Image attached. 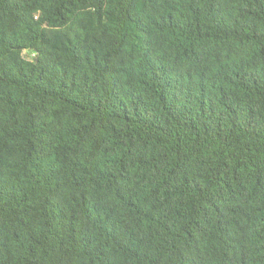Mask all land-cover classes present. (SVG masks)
Segmentation results:
<instances>
[{
	"label": "trees",
	"instance_id": "1",
	"mask_svg": "<svg viewBox=\"0 0 264 264\" xmlns=\"http://www.w3.org/2000/svg\"><path fill=\"white\" fill-rule=\"evenodd\" d=\"M0 264H264V0H0Z\"/></svg>",
	"mask_w": 264,
	"mask_h": 264
}]
</instances>
